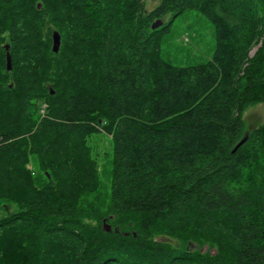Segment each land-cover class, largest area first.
<instances>
[{"label": "trees", "instance_id": "16d2710c", "mask_svg": "<svg viewBox=\"0 0 264 264\" xmlns=\"http://www.w3.org/2000/svg\"><path fill=\"white\" fill-rule=\"evenodd\" d=\"M188 10L216 45L176 65L162 46ZM256 103L264 0H0V264H264V123L233 151ZM100 132L109 211L92 223ZM28 141L56 180L27 179Z\"/></svg>", "mask_w": 264, "mask_h": 264}, {"label": "rangeland", "instance_id": "374dc122", "mask_svg": "<svg viewBox=\"0 0 264 264\" xmlns=\"http://www.w3.org/2000/svg\"><path fill=\"white\" fill-rule=\"evenodd\" d=\"M158 2L159 0H145V7L147 10H151ZM41 6L42 2H39L38 7L41 8ZM215 45L216 39L213 24L199 11L188 10L174 20L172 29L163 43L162 51L163 56L176 65H191L209 59L214 52ZM44 84L50 88L51 92L54 91L51 81H45ZM40 107L41 113L44 114L45 103L40 104ZM32 112L33 116L37 118V113L34 111V108ZM243 119L245 122V134H248L249 131L264 123V103L247 106L244 110ZM90 146L92 155L98 162L97 183L94 186L93 196L91 197H93L92 200L96 199L98 195L101 197L92 202L93 205L91 204L92 206L90 207L92 210H88L91 218L88 221L96 223V215L99 216L107 212L109 205L106 192L111 178V167L109 164L111 158L110 136L102 132L95 133L90 140ZM24 148L26 150L25 156L18 161L27 179L30 178L37 185H42L49 180H56L50 176L49 168L44 165L47 161L36 151L34 141L26 142ZM89 185L91 186V184ZM89 188L84 187V190ZM2 213L3 210L0 209V216ZM105 224L107 222L103 220V228ZM162 240L174 246H180L182 244L179 238L173 236H164ZM193 244L199 248L198 244Z\"/></svg>", "mask_w": 264, "mask_h": 264}, {"label": "water", "instance_id": "95a60500", "mask_svg": "<svg viewBox=\"0 0 264 264\" xmlns=\"http://www.w3.org/2000/svg\"><path fill=\"white\" fill-rule=\"evenodd\" d=\"M157 25H159L158 22L154 24V26H157ZM52 35H53V50L55 52H57L59 50L60 43H61V35H60L59 31L56 30V29L53 30ZM7 48H9V45H7ZM11 68H12L11 56H10V53L8 52V54H7V70H11ZM247 139H248V134H245L241 138V140L237 143V145L234 147L233 151H235L242 144H244L247 141ZM104 229L106 231H110L111 230V226L109 224H105Z\"/></svg>", "mask_w": 264, "mask_h": 264}]
</instances>
